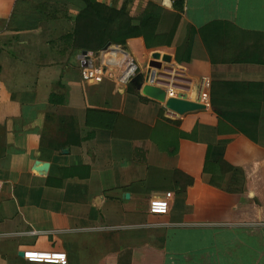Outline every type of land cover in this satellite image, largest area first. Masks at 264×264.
<instances>
[{
	"label": "crops",
	"instance_id": "crops-1",
	"mask_svg": "<svg viewBox=\"0 0 264 264\" xmlns=\"http://www.w3.org/2000/svg\"><path fill=\"white\" fill-rule=\"evenodd\" d=\"M98 1L124 8L133 25L155 4L166 43L120 46L143 83L151 53L169 55L158 61L180 86L167 95L205 107L177 115L140 88L84 82L82 50L71 46L76 4L0 0V264H62L35 259L38 251L64 253V264L109 255L114 264H264V172L256 183L241 154L258 146L215 112L241 97L226 87L264 82V0H181V10L180 0ZM17 2L41 9L35 28H17L28 6ZM160 116L196 128V140L179 139L169 155L148 139L112 135L117 118L153 126ZM168 192L167 213H150Z\"/></svg>",
	"mask_w": 264,
	"mask_h": 264
},
{
	"label": "trees",
	"instance_id": "trees-1",
	"mask_svg": "<svg viewBox=\"0 0 264 264\" xmlns=\"http://www.w3.org/2000/svg\"><path fill=\"white\" fill-rule=\"evenodd\" d=\"M65 1L74 3L79 7V12L74 20V30L71 43V46L76 50L97 51L109 43L123 45L126 40L139 37L143 39L144 45L148 49L163 46L167 41L166 34L156 32L160 10L153 3H148L144 15L139 20V24L133 25L131 16L127 14L124 8L118 9L98 0ZM20 4H27L28 6L24 9L25 11L22 12L21 16H23V18L17 28H35L38 22L44 17L43 12L41 9L36 8L35 6L33 7L31 3L17 2L15 6L18 7ZM175 7L178 10H181L182 1H178L175 4ZM143 81V74L141 72L137 73L132 80V83L130 82L128 84L127 91L136 92L135 90L138 89ZM230 87H232L234 95L237 93L242 95L243 91H245V93L247 92V94L243 98L240 97L239 99L226 101V105L232 107H236V105L240 106L238 109L249 107L252 110V112L245 115V117H242L243 114H238V112L233 116H230L229 120H231V123L238 125L236 123L237 118L240 124L246 119H249L250 122L254 123H264V115L261 114L260 111L262 103L264 102V82H237ZM254 91H256V94L257 92H262V94L256 95ZM249 95H256L258 97L251 99L248 98ZM210 103L213 108H216L218 102L211 97ZM215 112L219 118H223V116L226 115L216 109ZM176 124V121L162 116H160L153 126H148L131 119L121 120L120 118H117L112 128V135L120 138L148 139L157 146L159 151L165 152L169 155H175L178 152L179 139L185 138L193 141L196 140V128H193L190 132H185L179 129ZM239 129L243 133L246 132L242 127ZM261 133L264 134V132ZM115 256L116 255L107 256V259L101 261L100 264H114L111 260H114ZM135 262L136 263L134 264H142L143 260L138 259Z\"/></svg>",
	"mask_w": 264,
	"mask_h": 264
},
{
	"label": "built area",
	"instance_id": "built-area-1",
	"mask_svg": "<svg viewBox=\"0 0 264 264\" xmlns=\"http://www.w3.org/2000/svg\"><path fill=\"white\" fill-rule=\"evenodd\" d=\"M81 79L84 82L101 83L110 81L117 87L125 88L138 72V65L133 56L120 45L108 44L94 52L81 55ZM149 77V76H148ZM170 193L155 197L149 203L148 210L153 214H166ZM34 258L46 263L66 262L65 254L55 251H38Z\"/></svg>",
	"mask_w": 264,
	"mask_h": 264
},
{
	"label": "water",
	"instance_id": "water-1",
	"mask_svg": "<svg viewBox=\"0 0 264 264\" xmlns=\"http://www.w3.org/2000/svg\"><path fill=\"white\" fill-rule=\"evenodd\" d=\"M86 52L87 50H82L81 54H85ZM151 59L150 65L153 67V71L149 79L138 87L145 96L162 102L167 110L177 115H183L205 107L204 104L197 101L187 100L177 96H168L166 92L168 87L178 88L180 85L173 82L174 78L170 75L172 71L171 67L162 68L158 60L170 63L171 57L167 54L161 55L158 51H153L151 53ZM156 69L161 70L156 72Z\"/></svg>",
	"mask_w": 264,
	"mask_h": 264
},
{
	"label": "rangeland",
	"instance_id": "rangeland-1",
	"mask_svg": "<svg viewBox=\"0 0 264 264\" xmlns=\"http://www.w3.org/2000/svg\"><path fill=\"white\" fill-rule=\"evenodd\" d=\"M139 72V71H138ZM134 79V78H133ZM227 91L231 89V87H226ZM250 88V86H249ZM220 90L223 91L222 86L220 87ZM247 94V92L245 93V91L242 92L241 98H243L245 95ZM178 97V96H177ZM230 101L232 99L228 98H224V101ZM246 106V105H244ZM240 106L236 107H229L227 105H222L220 107V111L222 114H226L223 117L229 119L230 116H233L234 114H236L238 112V114H243L242 117H245V115L250 114V112H252L251 108L246 107V108H241L238 109ZM228 114V115H227ZM236 123L238 125H235L237 130L239 131L240 127L245 129V136L247 138H249L252 142H254L258 147L255 150H252V147L249 146V148L247 149L246 147L244 148V153L241 152V154L243 156H245L246 154H248L249 157H251V161H253V163H251V166H253L252 168L255 169V180L256 183H261L262 181H260L261 178V174L262 172H264V134L261 133L260 131V126L259 123H254V122H250L249 119H246L242 124H240V122L238 121V118L236 120ZM248 152V153H247ZM246 167L248 165H245ZM257 191H259L257 189ZM264 190L262 188V192L263 193ZM258 196H260V194L257 192L256 193V198H259Z\"/></svg>",
	"mask_w": 264,
	"mask_h": 264
}]
</instances>
